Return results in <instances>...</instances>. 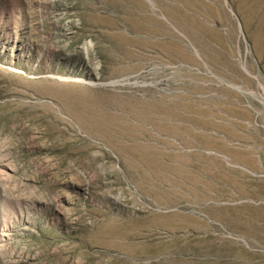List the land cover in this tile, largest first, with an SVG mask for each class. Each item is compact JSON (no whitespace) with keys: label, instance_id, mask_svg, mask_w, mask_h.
Wrapping results in <instances>:
<instances>
[{"label":"rangeland","instance_id":"374dc122","mask_svg":"<svg viewBox=\"0 0 264 264\" xmlns=\"http://www.w3.org/2000/svg\"><path fill=\"white\" fill-rule=\"evenodd\" d=\"M1 165L0 264H264V0H0Z\"/></svg>","mask_w":264,"mask_h":264},{"label":"bare ground","instance_id":"6f19581e","mask_svg":"<svg viewBox=\"0 0 264 264\" xmlns=\"http://www.w3.org/2000/svg\"><path fill=\"white\" fill-rule=\"evenodd\" d=\"M20 19V18H19ZM19 31V30H18ZM25 33V29L23 30V34ZM25 35V34H24ZM23 35V36H24ZM22 36V37H23ZM22 37L20 38V41H15L14 40V42H12L11 43V47H12V49L13 48H19V47H23V43H22ZM18 40V39H17ZM7 174V171H6V169H3V167H2V165L0 166V178L1 177H3V176H5ZM18 207H19V215H20V217L22 216V214L24 213L23 211H26L27 212V215L29 214V209H31V207L30 206H26L25 208H23V207H21L20 205H18ZM4 214H2V216H3ZM18 215V216H19ZM10 218V217H9ZM9 218L8 217H6V216H3L2 217V219H0L1 221H2V223H3V225L1 226V228H0V231H5L7 228H9V225H10V221H9Z\"/></svg>","mask_w":264,"mask_h":264}]
</instances>
